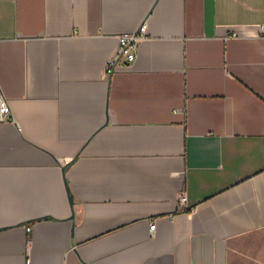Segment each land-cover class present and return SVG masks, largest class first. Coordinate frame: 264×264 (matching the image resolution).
Masks as SVG:
<instances>
[{
	"label": "crops",
	"instance_id": "obj_1",
	"mask_svg": "<svg viewBox=\"0 0 264 264\" xmlns=\"http://www.w3.org/2000/svg\"><path fill=\"white\" fill-rule=\"evenodd\" d=\"M2 100L0 264H264V0H0Z\"/></svg>",
	"mask_w": 264,
	"mask_h": 264
},
{
	"label": "built area",
	"instance_id": "obj_2",
	"mask_svg": "<svg viewBox=\"0 0 264 264\" xmlns=\"http://www.w3.org/2000/svg\"><path fill=\"white\" fill-rule=\"evenodd\" d=\"M146 37V26L145 24L142 27L134 32L125 35H120L118 37V48L116 53L106 62L104 68V74L106 78H111L116 72L119 65L122 64H132L137 59L138 47L140 43ZM10 114L9 107L6 102L2 100L0 104V118H8ZM186 195L182 193L180 196V203L182 208L186 207ZM150 231L155 233L156 223L155 221L151 222Z\"/></svg>",
	"mask_w": 264,
	"mask_h": 264
},
{
	"label": "water",
	"instance_id": "obj_3",
	"mask_svg": "<svg viewBox=\"0 0 264 264\" xmlns=\"http://www.w3.org/2000/svg\"><path fill=\"white\" fill-rule=\"evenodd\" d=\"M71 203H73L72 199H71Z\"/></svg>",
	"mask_w": 264,
	"mask_h": 264
}]
</instances>
